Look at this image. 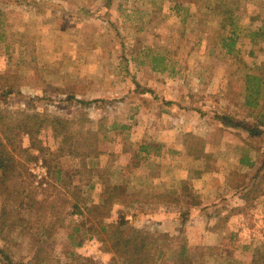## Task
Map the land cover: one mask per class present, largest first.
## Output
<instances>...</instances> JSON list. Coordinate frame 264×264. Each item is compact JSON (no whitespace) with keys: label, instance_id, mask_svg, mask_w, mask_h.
Masks as SVG:
<instances>
[{"label":"rangeland","instance_id":"374dc122","mask_svg":"<svg viewBox=\"0 0 264 264\" xmlns=\"http://www.w3.org/2000/svg\"><path fill=\"white\" fill-rule=\"evenodd\" d=\"M223 17L238 25L232 51L217 44L233 28ZM248 73L264 82V0H0V107L77 119L100 135L90 170L65 161L63 182L55 161L30 149L22 179L43 203L8 213L0 248L17 264L39 246L50 264H73L72 249L90 264H130L99 236L81 246L68 238L82 219L76 200L97 202L110 184L127 202L108 220L122 209L133 225L185 242L194 264H249L264 244V135L216 118L252 125ZM15 132L28 147L29 135ZM39 139L53 152L63 143L50 124Z\"/></svg>","mask_w":264,"mask_h":264},{"label":"trees","instance_id":"16d2710c","mask_svg":"<svg viewBox=\"0 0 264 264\" xmlns=\"http://www.w3.org/2000/svg\"><path fill=\"white\" fill-rule=\"evenodd\" d=\"M228 18L231 22H228ZM228 18H222L221 27L225 28L228 24L231 25L233 27L230 31L231 35L221 36L217 44H220L222 48L228 47V50L232 51L236 40L239 38L237 34L239 30L235 21L231 17ZM259 30L252 31V33L255 36L259 35ZM154 59H158V63L164 62L162 57H155ZM10 93V89L4 91L5 95ZM243 105L255 110L252 125L247 118L232 113L218 112L216 118L226 127L246 131L248 138L263 136L264 82L257 74L248 73L246 75ZM51 117L48 113L35 112L29 114L24 110L11 115L5 113V110L0 107V197L2 198L0 235L2 236L7 215L11 210L24 209L31 213L34 205H42L43 203L41 200L30 196L27 185L22 179L21 165L24 159L31 157L30 149L38 150L44 157L55 161L52 172L57 182H63V163L65 161L74 159L81 165L82 169L89 171L90 169L85 163L86 159L92 155L96 157L100 153L97 145L100 136L98 132L78 128L80 123L77 119ZM47 124L52 126L56 135L62 137L63 143L57 152H53L50 147L43 145L42 140L39 139L42 128ZM112 126L117 128L119 125L114 123ZM16 128L22 129L25 134L29 135L30 145L28 147L24 146L22 138L17 136ZM193 152L196 153L195 150ZM196 154L199 156L200 153L197 152ZM125 196L118 185L109 184L97 202L86 201L80 204L81 200L77 199L73 204L74 213L81 215L82 219L78 224L69 225L68 228L71 231L68 238L75 245L81 246L86 239L99 236L102 241L110 244L118 257L125 259L130 264H194V255L185 242L176 246L175 240L166 233L150 231L133 225L126 218L122 209H118L119 216L117 219L108 220L116 203L122 201V204H126ZM54 207L55 204L51 203V215ZM25 221L24 218L20 219V223ZM54 225L55 223L51 222L49 226H44L42 234L51 236ZM83 232L89 233L87 238ZM218 249L219 247L208 248L212 255H215ZM252 251V259L249 264H264V244L254 247ZM44 252V248L37 247V250L25 264H50L51 254ZM69 256L73 258V264H90L74 249L69 251ZM0 262L2 264H17L10 253L3 248H0Z\"/></svg>","mask_w":264,"mask_h":264},{"label":"built area","instance_id":"2783aa9c","mask_svg":"<svg viewBox=\"0 0 264 264\" xmlns=\"http://www.w3.org/2000/svg\"><path fill=\"white\" fill-rule=\"evenodd\" d=\"M47 171L46 169L43 170V173L39 175V177L41 178L43 175H46Z\"/></svg>","mask_w":264,"mask_h":264}]
</instances>
